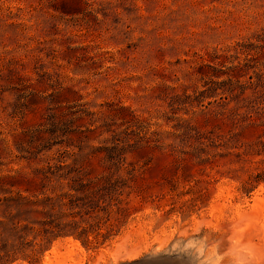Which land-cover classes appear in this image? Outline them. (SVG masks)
Instances as JSON below:
<instances>
[{"label":"rangeland","instance_id":"374dc122","mask_svg":"<svg viewBox=\"0 0 264 264\" xmlns=\"http://www.w3.org/2000/svg\"><path fill=\"white\" fill-rule=\"evenodd\" d=\"M239 210L264 222V0H0V264H183L152 250Z\"/></svg>","mask_w":264,"mask_h":264},{"label":"clouds","instance_id":"9594fccd","mask_svg":"<svg viewBox=\"0 0 264 264\" xmlns=\"http://www.w3.org/2000/svg\"><path fill=\"white\" fill-rule=\"evenodd\" d=\"M183 264H264V223L247 217L214 227L206 218L181 223L162 248Z\"/></svg>","mask_w":264,"mask_h":264},{"label":"bare ground","instance_id":"6f19581e","mask_svg":"<svg viewBox=\"0 0 264 264\" xmlns=\"http://www.w3.org/2000/svg\"><path fill=\"white\" fill-rule=\"evenodd\" d=\"M239 212V217L241 218V217H247V218H250V213H248L246 210H239L238 211ZM237 212V213H238ZM264 223V222H263ZM65 242V241H64ZM64 242H62L61 244H63ZM67 242V241H66ZM71 243L70 245L72 246V247H74V248H78V247H81L80 246V244H79V242L78 241H74V240H72V239H70V240H68V243ZM67 244V243H66ZM60 245V244H59ZM70 246V247H71ZM56 247V246H55ZM61 247V246H60ZM73 248V249H74ZM58 249H54V250H52L53 251V253H55V255H56V259L60 256V254L58 253V251H57ZM131 250V249H130ZM132 251V250H131ZM130 252V251H129ZM133 252V251H132ZM131 252V254L129 253V255H134L133 253ZM138 254V253H137ZM135 256V255H134ZM137 256V255H136ZM135 256V257H136ZM133 257V256H132ZM45 264H64V262L63 261H61V260H57L56 262H54V259H53V257L52 256H50V254H47V256H46V260H45Z\"/></svg>","mask_w":264,"mask_h":264}]
</instances>
